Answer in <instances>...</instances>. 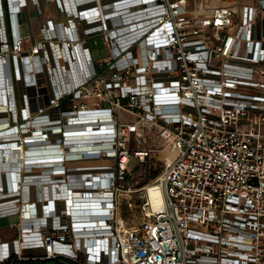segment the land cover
<instances>
[{
	"label": "built area",
	"instance_id": "built-area-1",
	"mask_svg": "<svg viewBox=\"0 0 264 264\" xmlns=\"http://www.w3.org/2000/svg\"><path fill=\"white\" fill-rule=\"evenodd\" d=\"M69 1L78 14L68 1L57 3L72 24L48 19L38 37L31 26L25 36L16 31L28 0H5V11L0 0V108L10 109L5 130L16 136L0 147L26 152L38 137L64 150L41 158V174L32 176H62L57 203L41 202L38 227L28 222L36 200L20 194L24 170L4 172L0 216L18 214L21 224L16 238L0 241V263L264 264V0L238 9L190 8L187 0ZM98 34L111 53L93 62L87 39ZM14 81L22 88L19 109ZM121 111L133 119L121 120ZM102 113L110 118L95 122L101 145L73 150L67 136L85 130L68 127L92 126L78 117ZM145 137L155 143L142 146ZM154 152H165L164 167L139 184L130 160L143 163ZM21 159L8 150L0 156L11 167ZM150 185L161 191L159 210Z\"/></svg>",
	"mask_w": 264,
	"mask_h": 264
},
{
	"label": "crops",
	"instance_id": "crops-1",
	"mask_svg": "<svg viewBox=\"0 0 264 264\" xmlns=\"http://www.w3.org/2000/svg\"><path fill=\"white\" fill-rule=\"evenodd\" d=\"M60 1V2H59ZM57 0V2L64 4V0ZM68 1V2H67ZM106 1V0H105ZM109 1V0H108ZM247 0H241V2H239V4L235 5V4H231V3H217V4H208L206 0H200L199 2H195L192 3L190 0H187L188 5L190 8H197L198 6H204V7H216V6H221L223 4H229L234 6L235 9H238L241 3L246 2ZM55 0H37L36 3H33L31 0H28V4L25 7L22 13H19L17 15V25H16V31L22 35L25 36L28 34L29 32V26H31V28L38 34V37H41V34L39 33V26L47 21L48 19H52L53 22H62L63 24H67L65 23V21L63 20V18H66L65 15L60 11L58 3ZM67 4L65 7L69 8L72 12H75L76 14H78V10L74 9V3L72 1L66 0ZM107 2V1H106ZM3 5H4V11L6 10V5H5V0H3ZM258 26H259V33L264 37V14H261L260 17L258 18ZM6 27H7V32H8V37L10 38V25H9V21L6 18ZM24 46L27 47L28 46V42L25 39L24 40ZM3 87V86H2ZM1 94H3V91H0ZM10 95L12 96L13 99H15L16 104H17V108L19 109L20 107H22L23 105V98H22V88L19 84V82L14 81L13 82V90H11ZM3 107L0 108V112L4 111L8 113H0V123H6L8 122L10 119L7 117L9 115V108L6 107V105H2ZM14 108V107H13ZM18 111V110H17ZM8 127V124H6L5 126H3L2 128H0V141L2 140H10L11 138H16V136L11 135L10 132L6 131L5 128ZM4 129V130H3ZM38 132V131H36ZM22 134V136H31L30 131L26 132H22L20 133ZM55 138V136H53ZM53 137H51V141L53 140ZM57 137V136H56ZM29 148L27 149L28 152H24V148H26L27 146H25L23 148V146H16V149H11L10 147H8V149L5 147H0V156L3 153V150H8L9 152H11V154H14V158H18V155L21 154L22 159H21V164L19 165L18 162L14 164L13 167L3 164L0 161V192L4 193L5 192V182H7V179L5 177V171L8 170H20L19 168L21 167L22 163H23V158L24 157H28L31 158L29 163H33V164H29L30 166H34L36 168H32L31 171L26 172V176L27 178L23 177L21 178V181H18L19 184L24 185L22 189H20V194L22 193V201L24 202H29V201H33L36 200L37 202V206H38V210L36 209V213L35 214V218L33 219H29L28 222H30V225H34L36 227H38V223L40 221V216H41V202L42 200H50L53 199L52 202H56L58 201V197H57V189L56 187H58V182L62 181L59 180L60 178H62L61 175H57V174H53L50 177V180H43V178L40 176L36 179H34V177H31V174H33V176H35V174H41V169H42V164H41V160L38 159V156H41V153H43L41 150L46 149L47 145H43V142H39L36 143L34 141V139L30 140L29 143ZM57 148V146H54ZM21 149V150H20ZM21 151V152H19ZM44 152H46L44 150ZM35 159V160H33ZM32 161V162H31ZM72 162H82L83 161H71L69 163ZM109 160H103L100 163H109ZM17 169H14V168ZM23 167V165H22ZM10 173V171H9ZM25 173V172H24ZM16 176V175H14ZM19 176H17L16 178H18ZM32 179V182L30 181ZM45 179H47V177H45ZM24 180V181H23ZM23 181V183H22ZM17 186V184H16ZM3 195V194H2ZM15 196H18L19 194H14ZM9 216H17V219L12 222L11 224L7 225V226H0V241H9L12 240L14 238L17 237L18 235V227L21 224V220L18 214H12V215H5V216H0V218H4V217H9ZM40 224V223H39ZM30 253L33 254H41L43 253V251L41 249H33L31 251H29ZM8 264V263H7Z\"/></svg>",
	"mask_w": 264,
	"mask_h": 264
},
{
	"label": "rangeland",
	"instance_id": "rangeland-1",
	"mask_svg": "<svg viewBox=\"0 0 264 264\" xmlns=\"http://www.w3.org/2000/svg\"><path fill=\"white\" fill-rule=\"evenodd\" d=\"M192 3L195 2H199L200 0H190ZM208 4H217V3H231V4H239V2H241V0H206ZM63 20L65 21V23H67V25L72 24L71 22H69V19L67 18H63ZM87 46H88V51L90 54V59L93 62H98L100 60H103L105 58H107L110 55V48L105 44L103 38L101 35H94L90 38L87 39ZM70 74H72L70 72ZM85 101L89 102V103H93L96 101V98L94 97H90L85 99ZM70 101L69 99L65 100L64 105H66V107L63 108H67V106L70 105ZM120 118L123 121H129L131 119H133V116L128 114L127 112H120ZM35 124H32V127H34ZM68 129H83V126L80 127H68ZM79 132V131H78ZM75 133V132H74ZM34 139V141L36 143H39V138L38 137H34L32 138ZM54 140V137H53ZM141 140V139H140ZM142 146H148L152 143H155V141L153 140V138H149V137H145L142 140ZM67 142V141H66ZM130 146H135L136 145V139L135 137H133L131 139V142L128 144ZM165 152H154L151 153L148 158L146 159L145 162L143 163H138V161L135 158H131L130 163H129V167L132 169V176L134 178H136L137 180H139V184H146L148 182H150L152 179H154L156 176H154V173L157 172V174H159V172H161V170L164 167V163H163V158H164ZM93 163V162H92ZM84 163H79V165H83ZM90 164V163H88ZM69 167V165H67ZM32 168H36L34 166H30V165H25V167H21L19 168L20 171L24 170L23 173L25 172H29L32 170ZM156 174V175H157ZM33 176V174H31V177ZM35 176H37V174H35ZM125 212V211H124ZM138 215V214H137ZM125 216H129L130 217V213H125ZM17 219V216H9V217H4V218H0V226H7L9 224H11L12 222H14ZM136 220L139 219V215L136 216L135 218ZM0 264H7V263H0ZM21 264H76L68 259H51V260H40V261H25L22 262Z\"/></svg>",
	"mask_w": 264,
	"mask_h": 264
},
{
	"label": "bare ground",
	"instance_id": "bare-ground-1",
	"mask_svg": "<svg viewBox=\"0 0 264 264\" xmlns=\"http://www.w3.org/2000/svg\"><path fill=\"white\" fill-rule=\"evenodd\" d=\"M74 66L75 65H72L71 68H69L70 70L73 71V72L70 71L72 74L73 73L76 74V68ZM78 118L82 121H84V120L87 121L88 124H91L92 126L87 127L84 124V125H82L83 129H77V130H85V131H79V132L77 131V133L73 132L67 136L68 143L70 144L72 149L81 151V150H87L89 148H92L94 144H95V146L101 145L100 140H101L102 134H100V132L97 133V131L95 130V128H99V125H95L96 124L95 122H97V121H104L105 122L110 118V115L106 114V113L89 114V115L79 116ZM6 124H8V123L7 122L6 123H0V128L5 126ZM46 145H47V148L41 150L43 153H41V156H38L39 157L38 159H40L41 161H42L41 158L48 159V158L59 157L61 155L60 152L64 151L62 146H61L62 149L59 146H57V148H56V147H54L56 145L50 144L49 142H47ZM16 148H17L16 146L14 148H12V146H11V149H16ZM44 150L46 152H44ZM26 152H28V151H26ZM25 158L26 157L23 158V163H22L23 167H25V162H24ZM172 158H173V153L169 154L167 157L168 161H170ZM26 159L29 162L31 158L27 157ZM33 160H35V159H33ZM71 161H82V160H71ZM71 161H69V162H71ZM45 163H47V165L51 164L49 162H45ZM29 164L31 165L33 163H28V165ZM41 164L43 165V162H41ZM149 197H150L152 206L155 210H159L162 208V204H163L162 194H161L160 189L157 186L150 185Z\"/></svg>",
	"mask_w": 264,
	"mask_h": 264
},
{
	"label": "trees",
	"instance_id": "trees-1",
	"mask_svg": "<svg viewBox=\"0 0 264 264\" xmlns=\"http://www.w3.org/2000/svg\"><path fill=\"white\" fill-rule=\"evenodd\" d=\"M156 174H157V172H156V173H154V176H156Z\"/></svg>",
	"mask_w": 264,
	"mask_h": 264
}]
</instances>
